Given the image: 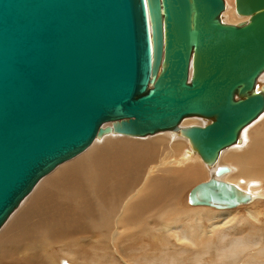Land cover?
<instances>
[{
  "label": "water",
  "instance_id": "obj_1",
  "mask_svg": "<svg viewBox=\"0 0 264 264\" xmlns=\"http://www.w3.org/2000/svg\"><path fill=\"white\" fill-rule=\"evenodd\" d=\"M0 0V228L44 176L106 134L174 131L202 162L264 111V0ZM203 124L181 126L184 118ZM229 172L217 166L215 175ZM251 195L209 178L188 202ZM61 264H68L62 261Z\"/></svg>",
  "mask_w": 264,
  "mask_h": 264
},
{
  "label": "bare ground",
  "instance_id": "obj_2",
  "mask_svg": "<svg viewBox=\"0 0 264 264\" xmlns=\"http://www.w3.org/2000/svg\"><path fill=\"white\" fill-rule=\"evenodd\" d=\"M225 9H226L225 12L222 13L223 19L228 17V14L229 15L232 14V13H227L228 10H230L228 3ZM243 17H246V16H243ZM246 19L247 17L240 19V21H244ZM263 81H264V72L258 78V82H263ZM186 120L187 118H184L180 124H182ZM203 123L204 121L202 122V124ZM106 135H118V134H106ZM120 136H123V135H120ZM251 140H252V143L250 144L251 148L249 150L241 148V150H235L234 152H230L229 154L222 155L221 156V158H223L222 160L223 161L225 160L224 163H227V164H222L223 161L221 160L222 162H220V160L217 159V161L212 166L206 165L207 166L206 171L203 169V167L202 169L204 171H202V169H200L201 171H197L195 169H192V167H189L190 165H185L186 162H188V160H190L191 158H195V156L191 153L189 148L183 151L182 146L181 147L179 146L178 148L176 147L175 141H172V142L168 141L169 146L164 147L162 150H163V154L168 155L169 158L167 159L165 156H159L160 158L157 164H154L153 166H148L147 169H145V174L143 178L144 180L139 185H137L135 189L132 188L124 192V197L115 206H113L114 212H113L112 218H110L109 216L101 217L100 221L102 225H96L98 223L97 222L92 227H89V228L84 227L82 231V234L83 233L85 234L84 238L90 239L92 237L96 240H99L100 238L105 237L107 241H109V239H112L115 242H119L120 239H124L128 242L129 241L132 242V240H137L138 242L140 238L143 239V241L144 240L150 241L149 239L152 240V238L158 235L159 241H160L159 246H161V249H159L160 250L159 254L161 255V252H162L163 255L165 253V256L163 257L161 255L158 258H152L151 256L150 257L147 256L144 252L142 256L141 257L139 256V257L140 259H143L142 261H144L146 264H158L159 262H162V264H174L176 262V259H175L176 255L174 254H177L178 256L179 254H182L184 250L186 251L188 249V248L184 249V246L186 245L194 248V251L191 250L193 252V256L191 259L193 264H199V263L204 262L205 260H207V262L210 264H248L249 262H251L252 264V262L256 260L259 262L256 264H264V208L261 211L260 209H258V207H256L257 201H253L255 199L258 200V198L261 197L259 195L260 191H262V189L264 190V187L259 186V183L263 184L264 182V126H262L261 130L258 129L255 131V136L253 135ZM240 142H242L241 139L239 143ZM120 143L126 144V142H123V141H120ZM128 143H130L129 145H133V146L143 145L140 142L136 143L134 141L132 142L129 141ZM239 143H236V144H239ZM106 146L103 147L100 145L99 147L98 145V147L92 149V154L96 157H99L100 155L106 152V155H107L108 152H107ZM182 151L183 153H181ZM131 152H130L131 153L130 156H134V154L140 153V151L138 152L136 150H133ZM130 156L128 159L131 158ZM134 158L129 160V162H132V163L137 162L135 165H132L134 167L138 165V161H141V160L145 161L147 159L146 161L149 162V159H151V157L149 158L148 154L147 155L142 154L139 160H138V157L136 159ZM221 165H225L229 167V172L226 175L224 173L220 176H217L214 173L215 169L217 166H221ZM116 166H119V165H116ZM178 167L180 168L176 169ZM197 168L199 169V167ZM66 170L64 169V171ZM121 170H120V173H121ZM176 171L179 173L178 176H175ZM155 172H158V173L154 174ZM205 173L208 179L213 177L218 180L232 183L236 185L238 188H240L241 190L248 192L251 195L252 197L251 200L253 199L252 202H254L252 204L253 206L255 205L257 210L254 209V210L245 211L247 212V215H248L247 218L249 219V220L246 219V221H251V222H246L247 224L246 229H242L243 231H240V233H237L234 228L235 226L234 222H237L238 218L233 213L235 209L233 211L230 210L233 208H215L211 206L212 208L218 209V210H212V209H209L210 206H208L207 208L205 207L207 205H193L188 202L190 206L192 205L194 207H189V209L183 208L181 210L179 207L180 211H178V207H176L178 206V204L175 202L178 196L190 184V182L193 179H195L196 177H202ZM56 176L59 177L58 174ZM49 179L54 181L53 177ZM45 181H48L47 178L45 179ZM45 183L47 182H44V184ZM122 183H123L122 180H120L121 185ZM51 184H54V183H51ZM35 188H36V185H35ZM42 189L43 187L38 186L36 189L37 191L35 193L34 192L35 190L33 188L34 190L33 192L35 193V194H32L33 201H36V202L42 201V197H41ZM187 197H188V194H187ZM251 200L248 203H250ZM112 202L114 203V201ZM240 205L242 204H239L235 206L234 208H237ZM186 207L187 206H185V208ZM245 208H248V207H245ZM20 210L22 212L16 214V216L11 219L10 221L11 223L10 222L8 223L6 229H8V226L10 228L6 231V233H4L0 237V243L3 242V243L10 244V246L14 248L13 250H15L18 243L26 240L27 238H30L29 237L30 235L31 237L33 235V234H30L31 232H29L27 229V220L32 215V211H33L31 203H29V206L22 208ZM190 214L192 215L189 216ZM242 217L241 215L239 216V218H241L240 220L244 221L245 218L242 219ZM261 220H262V225L258 226V222H260ZM18 225H21V228L22 227L23 228L17 230ZM45 225L46 224L44 223V226ZM43 232L47 236L49 233H51V228L48 227L47 229H44ZM65 233L69 234V231L66 230ZM78 234H80V236L82 235L81 232H78ZM64 236L68 237L67 235H64ZM77 240L79 241V238ZM169 240H173L178 246H180L179 250L177 251L175 250L176 252L174 250L171 251V249L174 248L175 244L172 243L170 247ZM148 243L145 246H143L144 249H146L147 247L149 249ZM131 244L133 246V242ZM89 246L94 247V245H89ZM134 246L132 248H135ZM28 247L30 246L29 245H27L26 247L23 246L22 248L21 259L23 261V264L28 263V262L35 263V262L42 260V258L40 257L36 259V257L39 255L32 256L30 254H27L26 253L27 251L25 250ZM143 248L141 247V249L145 251ZM155 248L157 247L155 246ZM212 248H214V252ZM93 249L96 250V248H93ZM31 250H34V249H31ZM167 250L171 251L172 255L169 256L168 254H166ZM186 252H184V255L185 254L187 255L188 252L187 253ZM45 253L47 254L48 252L45 251ZM162 257L164 260H162ZM48 258H50L49 255H48ZM185 259H186V256H185ZM62 261H66L68 264H73V262L70 259L69 260L63 259L61 260V262ZM61 262H59V264H61Z\"/></svg>",
  "mask_w": 264,
  "mask_h": 264
},
{
  "label": "rangeland",
  "instance_id": "obj_3",
  "mask_svg": "<svg viewBox=\"0 0 264 264\" xmlns=\"http://www.w3.org/2000/svg\"><path fill=\"white\" fill-rule=\"evenodd\" d=\"M224 1L225 3L227 1L228 6L230 8V10H228L227 13H232L230 15L228 14V17L223 19L225 22L237 23L238 21H240V19L246 18L243 16H238L235 13L234 0H224ZM225 10L223 11V13L225 12ZM203 121L204 120L200 117H188L187 120L180 125L186 126L189 125L190 123L202 124ZM262 126H264V111L255 121H253L251 124H249L248 126L242 129L240 133V139L242 142H240L239 144H234L235 146L232 145L220 153V156L218 157L220 162L223 161L222 160L223 158H221L222 155L229 154L230 152H234L235 150H241V148L249 150L251 148L250 144L252 143L251 140L252 136L253 135L255 136V131L258 129L261 130ZM120 141L126 142V144H121ZM129 141L130 142L134 141L136 143L140 142L143 145L142 146L129 145L130 144L128 143ZM168 141L171 142L175 141L176 147L178 148L179 146L180 147L182 146L183 151L189 148L191 153L195 156V158H191L190 160H188V162H186L185 165H190L189 167H192V169H195L197 171H201L200 169H202L203 167V169L206 171L207 169L206 164H204L199 158V156L190 149L187 140L183 136H180L177 132L174 131H164V132L162 131L144 137H130L125 135L120 136V134L106 135L100 139H96L93 141V143L90 145L88 149H86L76 157L58 165L52 172H50V174L42 178L37 183L38 185L36 184V188L34 187L35 191L32 190V192L26 196V198L20 203L18 208H16V210L10 215L8 220L2 225V227L0 228V237L4 233H6V231L10 228L8 226V229H6L11 219L15 217L16 214L22 212L20 209L29 206V203H31L33 211H32V215L27 220V229L29 232H31L30 234H33L32 237L30 235L29 236L30 238H27L26 240L18 243L15 250H13L14 248H12L8 243H3V242L0 243V264H23V261L21 259L22 248L23 246L26 247L27 245H29L30 247H28L29 249L27 248L25 250L27 251L26 253L32 256L39 255L36 257V259L40 257L42 258V260H40L41 262L40 261L35 263L28 262L25 264H59V262H61V260L63 259L66 260L70 259L73 262V264H91V263L92 264H101V263L102 264H146L144 261H142L143 259H140V257L144 252L147 256L149 257L151 256L152 258H158L161 255L164 257L165 256L164 252H163L164 255L162 254V252L161 255L159 254L160 253L159 249H161V246H159L160 241L158 235L152 238V240L149 239L150 241H146V240L143 241V239L141 238L138 240V242L137 240H132L133 246L136 245L134 246L135 248H132L133 247L131 244L132 242L130 241L128 242L124 239H120L119 242H115L112 239H109V241H107L105 237H102L105 241L102 238H100L99 240H96L92 237L90 239H85L84 238L85 234L83 233L84 234L83 235L82 231L84 227L87 228L92 227L97 222L98 223L96 225H102L100 221L101 217L109 216L110 218H112L114 212L113 206H115L124 197V192L132 188L135 189V187L144 180L143 178L145 174V169H147L148 166H153L154 164H157L160 158L159 156H165L167 159L169 158L168 155L163 154V150H162L164 147L169 146ZM98 145L99 147L100 145L103 147L107 145L106 146L108 152L107 155L106 152L100 155L99 157H96L92 154V149L98 147ZM133 150H136L138 152L140 151V153H136L134 154V156H130V154L132 153L131 151ZM183 151L181 153H183ZM142 154L144 155L148 154L149 158L151 157V159L148 158L149 162L146 161L147 159L145 160L146 162L144 160H141L138 161L137 166L135 167L132 166L135 165L137 162L132 163L129 162V160H131L134 157H135L134 159L138 157L139 160ZM129 156L131 157L130 159H128ZM224 162L225 160L222 162V164H227ZM197 167H199V169ZM179 168L180 167L176 169ZM64 169L65 170L68 169V170L64 171ZM203 169L202 171H204ZM56 173L59 175V177L56 176L57 175ZM157 173L158 172H155L154 174ZM227 173H225V175ZM178 174L179 173L176 171L175 176H178ZM206 176H207L206 173L202 177L194 176L196 178L193 179L190 182V184L181 192V194L178 196L177 200L175 201L178 204V206H176L178 207V211H180L183 208L189 209V207H194L192 205L190 206V204L188 203L187 194L195 184L208 179ZM51 177L54 178V181L56 180L55 181L56 184L54 181L49 179ZM46 178L48 181H45ZM120 180H122L123 182L122 185L120 184ZM44 182L47 183L44 184ZM263 184L259 183V186L264 187ZM38 186L43 187L41 192V197H42L41 202H36L33 201L32 199L33 197L32 194L36 193L37 191L36 189ZM259 195L261 197L258 198V200L257 199L255 200L252 199V200L257 201L256 207H258V209L262 211V209L264 208L263 189L262 191H260ZM252 200L250 203L246 205L242 204L237 208L233 207V209H230L231 211H233L234 209L236 210V211L234 210L233 213L238 218L237 222H234L235 224L234 228L237 233L243 231L242 229H246L247 226L246 222H251V221H246V219H248L247 218L248 215L247 212L245 211L254 210V209L257 210L255 205L253 206L252 203L254 202H252ZM112 201H114V203ZM185 206L187 207L185 208ZM205 207L208 208V206ZM209 209L218 210L212 208L211 206ZM191 215L192 214H190L189 216ZM238 215L239 216L241 215V217L243 216L242 219L245 218V220L244 221L240 220L241 218H239ZM44 223L46 224L45 226ZM261 225H262V220L258 222V226ZM48 227L51 228V233H49L46 236L43 230L47 229ZM22 228L21 225L17 226V230ZM66 230L69 231V234L65 233ZM78 232H81L82 235L80 236ZM62 234L67 235L68 237ZM78 238L79 241L77 240ZM147 243L149 249L148 247L144 249L143 246H145ZM172 243L175 245L174 248L171 249V251L179 250L180 246H178L173 240H169L170 247ZM89 245H94V247H91ZM155 246L157 248H155ZM141 247L145 251H143ZM189 247L190 246L188 245L184 246V249L188 248L186 250L188 253L184 250V252H186L187 255L186 254L184 255V252L182 253L183 255L179 254V256L177 254H174L176 255L175 256L176 262L174 264H182V263L191 264L192 262L191 259L193 256L192 251H194V248L190 247L189 249ZM93 248H96V250H94ZM44 250L48 252L47 254L50 256V258H48V255L45 253ZM212 250L214 252V248H212ZM171 251L167 250L166 254H168L169 256L172 255ZM46 256L48 259L46 258ZM163 257L162 260H164ZM181 259L182 261L183 260L184 261L182 262ZM256 261H254L255 264L259 263L258 261L257 262ZM254 262H252V264H254ZM158 264H162V262H159ZM199 264H210V263H208L207 260H205L204 262ZM248 264H251V262H249Z\"/></svg>",
  "mask_w": 264,
  "mask_h": 264
}]
</instances>
